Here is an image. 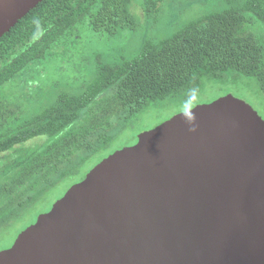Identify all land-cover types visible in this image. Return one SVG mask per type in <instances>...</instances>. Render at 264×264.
<instances>
[{"label":"water","instance_id":"obj_1","mask_svg":"<svg viewBox=\"0 0 264 264\" xmlns=\"http://www.w3.org/2000/svg\"><path fill=\"white\" fill-rule=\"evenodd\" d=\"M44 0H0V38ZM0 264H264V120L232 95L138 136Z\"/></svg>","mask_w":264,"mask_h":264},{"label":"trees","instance_id":"obj_2","mask_svg":"<svg viewBox=\"0 0 264 264\" xmlns=\"http://www.w3.org/2000/svg\"><path fill=\"white\" fill-rule=\"evenodd\" d=\"M164 0H141L148 19H154ZM134 0H44L0 38V88L47 51L76 23L87 19L96 33L135 31L131 12ZM224 8L210 11L182 25L165 39L146 41L128 59L116 58L98 68L95 80L76 90L64 91L39 111L22 115L14 103L0 100V212L20 198L18 207L33 203L38 179L59 175L65 159L90 143L103 118L113 109L124 117L139 112L149 101L163 100L186 89L205 71H234L254 78L264 94V62L259 45L242 36L250 20L264 25V0H221ZM239 32V33H238ZM112 94L114 107L100 116L93 107ZM102 99V98H101ZM97 118V119H96ZM87 124L80 129L78 121ZM35 138L41 145L25 147ZM50 183H48L49 185Z\"/></svg>","mask_w":264,"mask_h":264},{"label":"rangeland","instance_id":"obj_3","mask_svg":"<svg viewBox=\"0 0 264 264\" xmlns=\"http://www.w3.org/2000/svg\"><path fill=\"white\" fill-rule=\"evenodd\" d=\"M140 1L134 0L131 5V12L137 19L135 31L124 28L114 34L96 33L87 19L80 20L47 51L43 59L30 63L2 85L0 100L14 103L11 107H19L22 115L35 113L49 105L58 94L94 81L98 68L106 62L131 58L144 42L165 39L186 22L225 7L221 0H164L157 5L154 19H148ZM247 20L242 36L261 47L264 62V25L248 17ZM227 95L247 103L264 120V94L256 79L234 71L222 74L203 71L177 95L149 101L139 112L126 117L116 109L104 118L100 116L104 107H114L112 94L100 97L93 110L95 117L100 116L101 124L98 134L89 138L90 143H85L86 148L65 159L59 167V175L48 176V180L45 177L38 179L32 191L34 201L31 205L18 207L17 213L9 217L18 206L17 202L22 200L18 198L0 212V251L10 248L22 231L34 224L39 215L50 211L70 187L81 182L106 157L135 145L140 134L173 116ZM85 124L87 122L79 120L75 128L80 129ZM44 140L35 138L26 142L25 147L41 145Z\"/></svg>","mask_w":264,"mask_h":264}]
</instances>
